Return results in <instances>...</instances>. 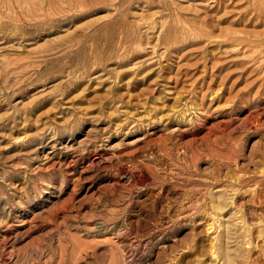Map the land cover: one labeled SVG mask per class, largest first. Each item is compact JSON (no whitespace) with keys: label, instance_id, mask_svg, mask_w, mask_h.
Segmentation results:
<instances>
[{"label":"rangeland","instance_id":"obj_1","mask_svg":"<svg viewBox=\"0 0 264 264\" xmlns=\"http://www.w3.org/2000/svg\"><path fill=\"white\" fill-rule=\"evenodd\" d=\"M0 264H264V0H0Z\"/></svg>","mask_w":264,"mask_h":264},{"label":"bare ground","instance_id":"obj_2","mask_svg":"<svg viewBox=\"0 0 264 264\" xmlns=\"http://www.w3.org/2000/svg\"><path fill=\"white\" fill-rule=\"evenodd\" d=\"M144 177H137L136 175H132V179L136 181L137 183H141V180H143ZM210 214V213H209ZM212 253V252H211ZM215 255V254H214ZM213 256V255H212Z\"/></svg>","mask_w":264,"mask_h":264}]
</instances>
